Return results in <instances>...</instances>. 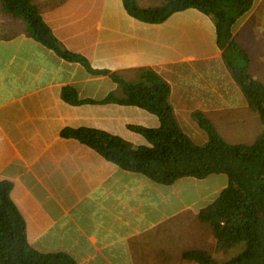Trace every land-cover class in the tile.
Returning <instances> with one entry per match:
<instances>
[{
  "label": "crops",
  "instance_id": "0c3cea01",
  "mask_svg": "<svg viewBox=\"0 0 264 264\" xmlns=\"http://www.w3.org/2000/svg\"><path fill=\"white\" fill-rule=\"evenodd\" d=\"M259 1L234 26L233 36L245 52L250 50L249 73L264 85V35L255 33L264 16L251 18ZM164 2L137 0L140 8ZM35 4L62 48L82 57L88 67L61 58L30 37L20 20L0 10V182L12 184L10 196L24 219L29 245L43 254L65 253L78 264H194L181 258L183 252L173 263L161 255L147 259L143 248L180 245L177 235L169 239L171 234L158 229L185 213L197 218L208 205L199 197L195 204L196 198L190 201L176 190L178 184L198 187L196 180L156 184L64 133L94 129L133 146H148L135 129H157L158 118L107 101L112 93L122 96L111 74L138 83L143 70L168 84L169 104L181 130L189 138L201 137L203 144L207 136L196 113L212 124L215 114L239 109L256 114L223 59L213 19L186 9L161 23L144 22L128 14L122 0ZM66 89L75 92L79 103L63 98ZM134 249L141 257L134 259Z\"/></svg>",
  "mask_w": 264,
  "mask_h": 264
},
{
  "label": "trees",
  "instance_id": "16d2710c",
  "mask_svg": "<svg viewBox=\"0 0 264 264\" xmlns=\"http://www.w3.org/2000/svg\"><path fill=\"white\" fill-rule=\"evenodd\" d=\"M125 10L140 21L161 23L175 12L196 9L214 21L217 45L230 68L247 105L258 115L261 131L252 144H230L214 125L200 113L195 119L207 141L194 144L183 133L169 104L170 88L150 70L141 72L138 83L110 77L121 89L108 102L139 107L159 120L157 129L136 128L148 146H133L123 139L94 129L64 133L93 149L120 169L138 173L162 186L182 179L204 180L211 175H224L225 187L197 219L206 223L222 254L236 247L238 254L219 262L206 250L189 249L183 260L194 264H264V85L249 73L250 57L233 36L234 26L253 8L255 0H165L159 7L140 8L137 0H122ZM5 16L20 20L26 33L54 51L61 58L88 67L86 60L62 48L43 21L35 0H0ZM63 98L79 103L76 94L66 89ZM12 184L0 182V264H78L65 253L43 254L27 241L25 222L11 199Z\"/></svg>",
  "mask_w": 264,
  "mask_h": 264
},
{
  "label": "rangeland",
  "instance_id": "374dc122",
  "mask_svg": "<svg viewBox=\"0 0 264 264\" xmlns=\"http://www.w3.org/2000/svg\"><path fill=\"white\" fill-rule=\"evenodd\" d=\"M159 1L161 2L162 0ZM263 13H264V0H260L259 2H257V12L251 18L256 19L257 17L258 19L259 17V19L261 20L264 16ZM246 28L248 27L247 26L243 27L242 29L243 33L245 32ZM261 28H257L255 33L259 35L261 34L264 35V25H261ZM241 35L245 40L247 39L246 36H244L243 34ZM256 38L258 39L259 42L260 41L259 36H257ZM243 44L245 47L248 48V45H246L247 43L243 41ZM248 51L250 50H247V52ZM235 112L236 113H232V111L224 112L211 116V118L214 120L213 121L214 127L218 129L219 134L222 136V138L230 144H252L255 141L256 136L261 131V124L259 122L258 115L251 114L247 109L243 111L239 109L236 110ZM245 112L248 113V115H246ZM234 114H236V116ZM240 117L243 119L247 118V121H242V122L237 121V119H239ZM202 132L203 131H201V133ZM203 134L205 133L203 132ZM190 139L196 145L203 144L202 143L203 141H201V137H198L197 135L190 134ZM196 181L195 184L198 187H188L187 186L188 184H178L176 190L179 189V192L184 193L185 195L184 197L186 199L189 198L190 201L196 198L195 199L196 202L198 200L197 197H199L203 199L204 202L206 201L207 202L206 204H209L210 200L215 199L227 183V179L224 175H211L205 178L204 180H200V181L196 180ZM187 195H189V197ZM195 204H199L198 201ZM163 229L168 234H171L167 236L169 239H172V234L177 235L179 239H181L179 243L180 245L178 244L168 245V246H164L163 248L158 247L157 245L156 249H153L154 247L152 245H146L147 247L150 246L152 248H148V249L143 248L144 250L146 249L145 251L146 255L143 253V256L145 258L147 259L157 258V255L158 257L161 255L163 257L161 259L167 257L170 259L169 262H172L175 261V259H177L178 257L177 253L179 254L189 249H203L208 251L214 257V259H216L219 262H222L236 256L240 250V248L236 247L230 250L228 254H222L217 252V250L215 249L216 241L214 239L211 228L206 223L200 222L196 218V216H193L192 214L189 213L179 215L178 217L168 222L167 225L160 227L158 231L162 232ZM141 246L144 247V245ZM134 250H135L133 254L134 259L141 257V255L139 254L140 250L137 249ZM168 253H171L173 257L170 258L168 256Z\"/></svg>",
  "mask_w": 264,
  "mask_h": 264
}]
</instances>
